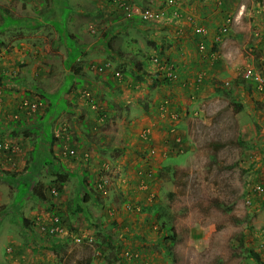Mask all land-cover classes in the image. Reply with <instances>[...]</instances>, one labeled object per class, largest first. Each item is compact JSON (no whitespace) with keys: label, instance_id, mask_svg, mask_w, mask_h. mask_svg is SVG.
Segmentation results:
<instances>
[{"label":"crops","instance_id":"crops-1","mask_svg":"<svg viewBox=\"0 0 264 264\" xmlns=\"http://www.w3.org/2000/svg\"><path fill=\"white\" fill-rule=\"evenodd\" d=\"M160 1L161 7H165L167 14L170 7ZM34 3L33 14L30 10H26L25 14L15 21L18 22L15 27L6 26L1 30L2 33L5 32L4 36H0V58L3 59L0 60V90H3L0 93V141L7 140L19 147V150H11V152L0 148V179H2L0 198L6 201L0 202L4 205L3 212L8 213L13 207L17 183L25 181L30 183L26 202L40 200L34 191L40 192L42 196V206L45 209L36 208L38 209L36 217L48 216L52 209L63 214L58 203H65L64 209L68 210V216L72 217V220H75L74 217L76 219L88 217L87 220L90 222L93 217L96 222L100 221V224L106 227L109 226L108 221L111 219L113 225L121 226V229H128V225L132 222L134 229L129 233L141 234L140 236L145 235V237L153 236V231L144 223L147 218L145 212L151 211L149 222L156 226L157 222H161L156 218L161 211L159 208L163 205L167 209L161 215L163 220L171 221L177 217V223H181L182 220L191 222V215L180 219L177 209L174 208L175 203L170 200L167 202L168 196L172 194L167 191L173 190V186L164 184L167 176L170 177L172 168L182 165L183 168L186 167L188 159L194 153L195 146L189 138L176 144L179 143L176 141V136L170 134L171 130L177 127L178 132L184 131L180 128L181 124L176 115L180 114L182 119V115H186L188 111L182 107V101L176 103L175 100H171V96L163 98L167 95L162 96L159 88L155 87L158 85L155 84L158 81L170 82L171 86L175 87L174 83L179 79L186 84V78L190 79L188 77L193 68L208 66L204 57L209 53L213 54L212 48L201 51L198 47L200 55L191 53V50L187 49L188 55H185L182 69L181 66H177L178 78L165 80V76L161 74L154 75L159 69L158 64L144 58L142 52L137 54V57L141 61L145 59L146 66L142 68L144 71L133 65L136 60H132V56H128L130 60L125 59L126 51L130 52L134 49L139 52L132 46L119 48L113 56L109 55V50L104 53L106 46L109 47L108 39L113 36L109 32L112 26H109L102 36H95L96 33L89 35V29L99 27L107 29V27L102 28L103 22L107 21V16L112 11L107 0H36ZM177 4L186 25H182L181 28L188 29L191 23L188 16H193L194 19L202 16L207 20L205 16L208 15L210 25L216 28L223 21L226 9L228 11L236 9L240 12L249 2L177 0ZM67 6L70 8L68 12ZM256 6L264 8V3L262 5L252 3L248 8ZM121 14L125 15L123 11ZM118 19L117 17L116 20ZM135 19L140 20L138 17ZM140 22L146 21L140 20ZM1 23L3 20L0 21ZM152 24L143 26L151 27ZM135 25L139 27L138 24ZM59 26L63 27L74 40L72 46L68 44V37L59 33ZM90 36L96 39L92 38V40ZM157 39L148 38L150 42L155 40L154 42L160 47L163 42ZM197 41L199 42L198 39ZM9 42L11 49L3 56L4 45ZM209 43L212 45L210 41ZM173 44H176L175 41ZM183 44L194 49V42L192 44L190 38H184ZM152 52L158 55L155 49H152ZM161 59L172 60L178 64L172 58L161 57ZM108 62L111 65L104 71L93 65L98 66ZM123 63L130 65L128 66L131 68L127 71L129 74ZM141 70L144 72L141 77L144 81L135 73ZM117 71L123 76L122 74L117 76ZM84 88L91 90L95 104L101 109L87 99L83 93ZM189 88L193 89V87ZM41 91L48 93L45 99L39 97L38 93ZM190 92L192 91L189 90L188 93ZM169 95L173 93L169 92ZM52 96H55L56 100ZM23 99L40 100V108L37 112L20 109V101ZM52 100H55L54 103ZM62 101L64 104L61 103ZM159 109L171 111L168 114L174 119L168 118V115L159 117ZM101 112L106 114L103 121H100ZM145 129L149 131L148 140L141 135ZM163 130L164 134H162ZM70 150H74L75 153L70 154ZM180 155L183 157H179ZM169 157L178 159L177 163L180 161L182 163L171 162L169 168L163 164V160ZM16 167V170H22L18 175L13 172ZM102 168L108 169L113 178L109 194L106 195L110 198L107 201L110 202L96 199V195L99 194L95 189V182ZM48 174L52 175V179L46 177ZM141 180L147 181L145 182L147 189H141ZM11 182H15L16 189L13 190V196L11 195V202H7L5 190ZM53 184L60 185L58 196L50 192ZM73 186L74 193L69 196ZM31 189L33 193L30 192ZM87 195H90L94 201L88 202L85 199ZM66 196L69 197L62 202ZM70 198L75 202L71 206L68 205ZM99 201L102 202L100 205L94 204ZM126 201L141 205L143 211L126 209L124 207ZM32 204L26 205L27 211L32 210ZM104 204L105 208L114 206L116 212L110 215L107 208L101 210ZM185 205L194 204L185 202ZM3 212L0 214V219ZM25 214L24 210L22 219L27 217ZM106 219L108 221L105 222ZM141 219H144V222H140ZM22 225L28 235L34 236L24 223ZM73 225L78 226L77 223ZM96 227H100L99 224H96ZM36 228L39 231V243L42 244L45 234L38 226ZM73 230L78 233L76 228ZM191 232L199 238L206 235L201 226H192ZM58 237H52L48 241L53 243L60 240L62 244L69 241L67 237ZM121 260L125 262L133 259L127 258L122 253L117 264H123ZM38 261L54 264L50 258H42Z\"/></svg>","mask_w":264,"mask_h":264},{"label":"rangeland","instance_id":"rangeland-1","mask_svg":"<svg viewBox=\"0 0 264 264\" xmlns=\"http://www.w3.org/2000/svg\"><path fill=\"white\" fill-rule=\"evenodd\" d=\"M107 1L112 7L107 21L103 22L102 28L107 27V29H101V27L89 29V35L96 33L95 36H102L109 26H112L109 32L113 36L108 39L112 49L106 46L104 53L106 54L109 49V55L112 56L119 48L126 45L132 46L139 52L134 49L130 52L126 51L125 59L130 60L128 56H132L131 59L136 60L133 65L139 69L146 66V63H144L145 59L141 61L137 54L142 52L144 58L153 60L155 52L151 53V50L154 49L152 42L157 38L163 42L160 45L163 54L160 56L164 59H174L178 62L177 66H181L182 69L185 55H188L187 49H190L191 53L199 54L198 36L195 34L197 33L196 25L205 24L207 27L215 28L210 25L208 15L205 16L207 20H204L202 16L195 17L192 22L190 21V28H181L182 25L186 26L185 21L179 17H171L173 7L169 8L166 15L171 19L140 22L138 19L128 17L126 13L125 15L121 14L123 10L122 8V11L120 10L118 0ZM131 1L157 10L162 8L160 0ZM34 2L36 0H0V21L3 20L4 15L11 14L15 20H11V16H5L4 23L7 26L15 27L18 23L15 21L23 16L26 10H30L33 14ZM246 2L249 4H246L240 12L236 9L230 11L226 9L227 12L224 13L222 20H225L229 15L232 16L229 33L217 43L216 51L212 50L213 54L209 53L206 55L207 57H204L207 59L208 66L193 68L188 77L190 79L186 78V84L182 83V79L174 83L175 87L171 86L170 82L155 84L158 85L155 87L159 88L162 96L167 95L163 98L171 96V100H175L176 103L182 101V107L188 111L186 115H182V119L180 114L176 115V118H179V124H181L180 128L184 131L178 132L177 127V129L171 130L170 134L176 136V141L179 142L176 144L189 138L195 146L193 149L195 154L193 153L188 159L186 167L183 168L182 165V167L172 168L170 177L167 176L164 184L173 186V190L167 191L172 192V195L168 196L167 202L170 200L175 203L174 208L177 209L180 219L191 215V222L182 220L181 223H177V217L170 222L169 219L161 218V222H165L166 225L163 226L159 221L154 226L152 222H149L151 221V211L149 213L146 211V222L144 219H141L140 222H144L153 231V236L145 237V235L129 233L134 229L132 222L128 225V229H121V226H114L111 219L105 220V222H109V226L106 227L101 225L100 221L96 222L93 217L90 222L87 220L88 217L78 219L74 217L75 220H72V217L68 216V210L64 209L65 203H58L63 214L60 211H55L63 216L65 226L71 230L76 228L77 232L84 236H93L94 241L87 243L85 240L81 243L75 240V236H71V239L64 243L62 248H57L54 251L39 243V231L35 223L36 210H38L36 208L45 209L42 206L40 192L34 191L40 200L26 202V193L28 188L30 189V183L21 181L17 183L16 189L15 182H11L7 185L8 188L5 192L7 202H11V195L13 196V190L16 189L13 207L6 213L3 212L4 205L0 204V214L3 212L0 219V264H34L42 258H50V261L55 264H117V260L121 259V254L127 248L139 249L140 255L137 258L132 257L133 260L125 262L121 260L123 264H264L262 258L257 260L251 253L252 251L260 253V244L264 242V193L257 194L253 191L254 184H264V88L261 89L258 84L250 83L251 80L256 81V78L244 77L246 68L251 67L264 78V8L257 6L248 8L252 3L262 5L264 0H246ZM69 9L67 6V12ZM117 17L118 20H116ZM148 23L153 24L151 27L143 26ZM135 24H138L139 27ZM2 25L3 23L0 24V32ZM58 29L62 36L68 37V44L72 46L74 44L72 37L63 27L59 26ZM4 34L5 32H1L0 36L3 37ZM89 38L96 39L93 36ZM148 38L155 40L150 42ZM173 38L176 44H173ZM184 38H190L192 44L194 42V49L183 44ZM169 42L172 43L167 45ZM206 43L207 49H211L212 45L209 42ZM10 44L11 42L4 45L3 56L7 55L11 49ZM0 60L3 61L2 57ZM93 65L97 68L96 64ZM122 65L125 66L126 72L128 68H131L128 63ZM142 70L135 71L140 78L144 74ZM201 72H204V77L202 80H198V74ZM189 87H193V89ZM85 90L90 89L84 88L83 93ZM189 90L192 92L188 93ZM2 91L0 90V93ZM169 92L173 95H169ZM162 96L159 95V97ZM237 103L243 104V108H238ZM162 111L159 112V117L168 115V118L174 119L168 114L171 111ZM70 125L68 124V126ZM164 133L163 130L162 134ZM1 142L14 145L7 140ZM11 149L12 147L2 148V150L10 152ZM15 149L19 150L16 144ZM179 157H183V155ZM177 161L179 160L169 157L163 160V164L170 168L169 164L177 163ZM178 163H182V161ZM16 169L17 167L13 172L18 175L22 170ZM3 171L6 173L5 170ZM46 177L52 179L51 174ZM145 182L147 181L141 180V188L147 186ZM55 185H57V189L59 186L58 193H60V185L53 184L52 188ZM74 189V186L71 187L69 196L73 195ZM30 192L33 193L32 189ZM94 194L96 195V193ZM54 195L58 196L59 194ZM69 196L64 197L62 202H65ZM85 199L88 202L94 201L90 195H87ZM96 199L107 201L110 198L105 195H96ZM248 199L251 200L250 204L246 202ZM100 201L94 202V204L99 203L98 205H100L102 203ZM0 202L6 201L0 198ZM185 202H193L194 205L186 206ZM29 203H33V208L27 211L26 205ZM219 203L223 204L219 205ZM21 205L23 206L21 207ZM54 208L56 207L54 206ZM106 208L109 212L110 207L106 206ZM106 208L104 204V208L101 210L104 211ZM24 210L25 216L30 222L27 226L36 237L33 245L39 243L35 246L36 248L30 245L29 239L32 237L28 238L29 235L22 225ZM73 223H77L78 226H74ZM96 224H99L100 227L95 228ZM170 225L173 229L167 230V226ZM192 226L203 227L206 235L201 238L193 235ZM73 232L76 233V231ZM104 234L110 236L112 250L101 243L105 239ZM42 239L51 238L44 235ZM172 240L174 243L171 244ZM117 245L122 251L117 250ZM115 255L119 256L117 260L113 259Z\"/></svg>","mask_w":264,"mask_h":264},{"label":"built area","instance_id":"built-area-1","mask_svg":"<svg viewBox=\"0 0 264 264\" xmlns=\"http://www.w3.org/2000/svg\"><path fill=\"white\" fill-rule=\"evenodd\" d=\"M120 8H122L123 12L126 13L128 17H134L138 16L141 19L144 20H150V21H159L161 19L166 18V10L165 7L160 8V9H154L152 7L148 6H143L138 4L137 2L131 1V0H118ZM166 6L173 7V11L171 14V17L173 18H182V13L179 10L177 0H162ZM232 16L229 15L226 17L224 20L223 24L217 29L216 28H211L207 27L206 25H196L195 31L197 33H200L204 37L210 38L212 43H219L222 38L229 33V24L232 22ZM166 19H171L170 17H167ZM194 17L193 16H188L189 21H193ZM199 49L201 51H205L207 49V43L205 41H200ZM154 62L158 64V68L162 70V76L167 77L170 80H176L178 78V67L174 61H169V60H163L157 56L153 58ZM111 65L110 62L104 63L101 65H98L97 68L101 71H104L106 67H109ZM117 76H121V72L117 71L116 72ZM204 77V72H201L198 74L197 79L202 80ZM244 77L245 78H256L258 81V86L259 88H264V78L260 75L257 74L253 68L247 67L245 72H244ZM85 95L87 96H93L92 92L90 90H85L84 91ZM41 102L40 100H28V99H23L20 101V109L23 110H30L32 112H37L38 109L40 108ZM95 107L97 106L95 103L93 104ZM97 108H99L97 106ZM106 115H103L100 117V120H104ZM142 137L149 139V131L148 129H145L142 131ZM7 147H12L11 150H16L14 145L7 144L6 142H1L0 141V148H7ZM71 154H74V150L69 151ZM110 180L108 177H102L99 178L96 182L97 187L100 189V191L104 194L108 192L107 186L109 184ZM253 191L254 193L257 194H263L264 193V184L263 183H256L253 186ZM53 193H57L56 189H53ZM247 203H251V200L248 199L246 200ZM127 208H131V204H126ZM45 218V219H44ZM35 223L38 226L39 230L43 232V234L49 236V237H57V236H75V240L77 242L83 243L85 239L89 243H92L94 241V238L92 236L87 237L82 235L81 233H75L73 232L74 230L70 229L69 227L65 226V220L62 215L57 213L56 211L48 213V216L45 217H36ZM264 236V233H263ZM261 258L264 261V242L261 244ZM9 251H11V248H9ZM126 255L129 257H136L138 255V252H135L134 250H127ZM36 264H45L43 262H38Z\"/></svg>","mask_w":264,"mask_h":264},{"label":"trees","instance_id":"trees-1","mask_svg":"<svg viewBox=\"0 0 264 264\" xmlns=\"http://www.w3.org/2000/svg\"><path fill=\"white\" fill-rule=\"evenodd\" d=\"M225 7V6H224ZM7 16H10V15H7ZM5 17V16H4ZM11 18V20H15V18L14 17H10ZM140 20H142V21H145L144 19H140ZM4 18H3V27H1V29L2 30H4V28L7 26V24L6 23H4ZM223 22H224V20L217 26V29L223 24ZM198 25H205V24H197V26ZM195 34H197V36H198V40H199V42L198 43H200V41L202 40V41H205V42H211V40H210V38H206V37H204V36H202L200 33H195ZM174 42V41H173ZM169 43H171V42H169ZM212 43V42H211ZM218 43V42H217ZM217 43H212V50L213 51H216V48H217ZM152 44H154V49L156 50V51H158L157 52V54L158 55H154V57L155 56H157V57H159V58H161L162 56H160L161 54H163V49L162 48H160L154 41L152 42ZM108 45H109V49H112V47L110 46L111 44L110 43H108ZM108 49V50H109ZM110 52V51H109ZM113 56V55H112ZM169 61H171V60H169ZM162 70H160V69H158L157 70V72H155V74L154 75H157V74H162ZM157 78H159V77H157ZM165 78V80H168V78L167 77H164ZM141 79V78H140ZM142 81L144 80V78H142L141 79ZM170 80V79H169ZM69 80H67V82H68ZM159 82V81H158ZM250 83L251 84H253V85H256V84H258V81L256 80H251L250 81ZM39 94V97H41L42 99H45V97L47 96V94L48 93H45V92H39L38 93ZM85 95V94H84ZM86 96V95H85ZM55 100H56V97L55 96H52ZM87 97V99L88 100H90L91 101V103L92 104H94V103H96L95 102V99L93 98V96H86ZM55 100H52L53 102L52 103H54V101ZM61 103H63L64 104V102L62 101ZM237 105H238V108H243V104H240V103H237ZM100 109H101V107L100 106H98ZM103 115H106V114H104V112H101V114H100V117L101 116H103ZM106 118V117H105ZM105 118H104V120H105ZM172 195V194H171ZM170 195V196H171ZM75 202H74V199L73 198H70V200L68 201V205L69 206H71V205H73ZM223 203H219V205H222ZM161 211L158 213V218H156L157 220H161V215H162V213L163 212H166L167 211V209H166V206H161L160 208H159ZM230 209V208H229ZM51 212H54V209H52L51 210ZM23 220V223H24V225L26 226V227H28L27 225H28V223H30L29 222V220L27 219V218H24V219H22ZM239 221H240V219H238ZM169 222H170V220H169ZM161 224H163V226L164 225H166V223L165 222H161ZM167 230H172L173 229V227H172V225H170V226H167V228H166ZM30 237H32V238H30ZM61 237H67V239H70V236H68V235H65V236H60V237H58V238H61ZM28 238H30L29 239V243H30V245L31 246H33V247H35L36 245H33V241L35 242V240H36V237H34V236H32V235H29L28 236ZM104 240H102L101 241V243H104L105 245H107V248H109V249H111L112 248V246H111V242H110V240H111V238H110V236H108V235H105L104 234ZM176 238L174 237V240H175ZM45 241V242H44ZM68 241V240H67ZM172 243H174V241L172 240V242H171V244ZM42 244H44L46 247H49V248H52L54 251H56L57 250V248H62L63 246H64V243L62 244L60 241H55V242H51V241H48V240H46V239H44L43 240V243ZM116 248H117V250L120 252V247L117 245L116 246ZM112 250V249H111ZM113 251H115V250H113ZM252 254H253V256L257 259V260H260L261 259V254L260 253H257V252H254V251H252L251 252ZM118 257L119 256H117V255H115L114 257H113V259H118ZM133 259V258H132ZM116 262V261H115Z\"/></svg>","mask_w":264,"mask_h":264},{"label":"clouds","instance_id":"clouds-1","mask_svg":"<svg viewBox=\"0 0 264 264\" xmlns=\"http://www.w3.org/2000/svg\"><path fill=\"white\" fill-rule=\"evenodd\" d=\"M179 10L181 11V9L179 8ZM181 13H182V11H181ZM136 17H138V16H134V17H130V18H136ZM182 17H183V15H182ZM139 18V17H138ZM167 18V17H166ZM141 19V18H140ZM146 21H150V20H146ZM155 22V21H154ZM192 22V21H191ZM199 44V43H198ZM198 47H199V45H198ZM208 48V47H207ZM210 48H213L212 46L210 47ZM177 65V64H176ZM101 121V120H100ZM103 121V120H102ZM144 138V137H143ZM145 139H147V138H145ZM148 140V139H147ZM70 153V152H69ZM71 154V153H70ZM102 177H108L109 178V180H110V182H109V184H108V186H107V189L110 191V189H111V185H112V182H113V178H112V175L110 174V171L108 170V169H106V168H102L101 170H100V172H99V176H98V178H97V180L99 179V178H102ZM97 180H96V182H97ZM96 182H95V189H96V191L98 192V194L99 195H107V194H109L108 192L106 193V194H104V193H102L101 191H100V189L97 187V184H96ZM141 186V185H140ZM142 187V186H141ZM56 189V191H57V193H58V189H57V186H54L53 188H51V193L52 194H55V193H53V189ZM148 187H144V188H141V189H147ZM131 204V208H127L126 207V204ZM52 208H54L53 206H51ZM124 207L126 208V209H128V210H136L137 212H141V211H143V208H142V206L141 205H139V204H133L132 202H128V201H126L125 202V205H124ZM116 212V208L115 207H111L110 206V210H109V214L111 215V214H114ZM51 213V212H50ZM93 237V236H92ZM51 238V237H50ZM94 238V237H93ZM70 239H71V236H70ZM70 239H68V240H70ZM86 240V242L87 243H89L88 241H87V239H85ZM93 243V242H92ZM127 250H134L135 252H138V255L135 257V258H137L139 255H140V251H139V249H130V248H127V249H125L124 250V256H126L127 258H132V257H129V256H127L126 255V251ZM137 250V251H136ZM38 262H42V261H36L34 264H36V263H38ZM44 263V262H43ZM55 264V263H54Z\"/></svg>","mask_w":264,"mask_h":264}]
</instances>
